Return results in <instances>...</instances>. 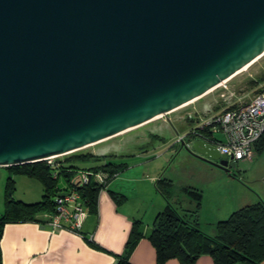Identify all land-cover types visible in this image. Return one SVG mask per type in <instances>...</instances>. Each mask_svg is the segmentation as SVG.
<instances>
[{
    "label": "water",
    "instance_id": "1",
    "mask_svg": "<svg viewBox=\"0 0 264 264\" xmlns=\"http://www.w3.org/2000/svg\"><path fill=\"white\" fill-rule=\"evenodd\" d=\"M263 54L264 0H0V167L141 126Z\"/></svg>",
    "mask_w": 264,
    "mask_h": 264
},
{
    "label": "crops",
    "instance_id": "2",
    "mask_svg": "<svg viewBox=\"0 0 264 264\" xmlns=\"http://www.w3.org/2000/svg\"><path fill=\"white\" fill-rule=\"evenodd\" d=\"M208 168L216 170L215 172H218L216 177L219 178L208 179L207 177L199 179L198 184L182 187V193L186 197V202L182 203L185 204L184 206L178 205V202L173 199L175 195L173 188H169L167 199L160 193L157 189L159 172L156 170V173L152 174L149 163H141L140 172H136L129 178L125 177L128 166H124L114 177H118V180L111 179V183L109 181L107 186L98 193L96 210L89 212L86 208L87 216L81 228L83 236L63 230L52 233L46 224L37 222L5 224L0 240L2 264H115L116 256L124 254L125 245L135 221L141 224V232L144 236L130 252L128 263L158 264L155 250L146 235L153 229L157 215L166 210L169 205L178 209L182 215H186L191 222L196 220L203 233L214 236L218 222L227 219L231 213L243 206L262 199L259 195H257L258 198L247 195V190H244V187L235 179H231L232 193L227 194L225 174L213 165L208 164ZM8 178L14 182L15 200L29 204L42 198L43 187L37 180L13 174L8 167H0V216L4 210L1 192ZM262 178L261 182L264 185V173ZM122 182L127 186L121 185ZM19 186L23 187L20 189H24L22 193L18 192ZM59 187L62 190L58 193L68 191L65 181L64 185ZM172 187H174L173 183ZM185 188L197 190L201 194L196 215L189 213L195 205L183 192ZM207 192L211 194L206 196ZM131 193L137 194V204L131 205L127 202ZM113 194L121 198L115 199ZM40 217L44 218L42 215ZM163 264H180V262L170 259ZM194 264H214V261L210 255L202 254Z\"/></svg>",
    "mask_w": 264,
    "mask_h": 264
},
{
    "label": "trees",
    "instance_id": "3",
    "mask_svg": "<svg viewBox=\"0 0 264 264\" xmlns=\"http://www.w3.org/2000/svg\"><path fill=\"white\" fill-rule=\"evenodd\" d=\"M201 133L206 132L204 129ZM187 138L191 137L187 133ZM256 155L264 152V133L254 147ZM91 154H73L59 163L57 168H51L44 162H34L24 165L8 167L16 175H22L37 180L43 187L41 200L34 203H23L14 200V182L8 178L4 190V211L0 216V240L2 229L7 223L15 222H37L46 224L45 215L54 212V198L62 189L58 186V180L63 178L67 184V190L75 188L80 194L85 208L89 212L96 210L97 196L102 190V185L90 179L86 185L78 186L76 182L78 170L90 172H106L109 174L107 182L118 175L124 166L113 164ZM94 161L101 164L91 167H80L76 165L78 161ZM103 160V161H102ZM56 172V177L53 173ZM165 188L158 187L163 180L160 178L157 189L167 199L169 188L172 187L171 181L164 180ZM64 190V189H63ZM183 192L194 203V209L190 214L196 215L199 208L201 194L194 189L185 188ZM115 199L121 197L113 194ZM44 216V218H41ZM141 224L135 221L132 225L128 241L125 245L124 254L116 256L115 264H129L128 256L135 244L143 237ZM155 250L156 261L163 264L170 259H176L180 264H194L202 254H208L213 259L214 264H262L264 262V201L248 204L234 211L230 216L217 223L216 233L209 236L203 233L196 222L190 221L186 215H182L175 207L169 205L166 210L159 213L156 217L153 229L146 235ZM94 247L96 245L92 244ZM0 264L1 248H0Z\"/></svg>",
    "mask_w": 264,
    "mask_h": 264
},
{
    "label": "rangeland",
    "instance_id": "4",
    "mask_svg": "<svg viewBox=\"0 0 264 264\" xmlns=\"http://www.w3.org/2000/svg\"><path fill=\"white\" fill-rule=\"evenodd\" d=\"M263 89L264 55L251 64L245 71L240 72L217 89L192 103L98 144L59 156L57 159L63 161L73 154H91L104 157L102 159L110 161L113 164L128 166V170L125 172L126 178L132 177L136 172L139 173L141 163H149L152 174H155L156 170H158L157 177L163 180V182L158 184V187L163 190L165 188L164 180H171L175 191L173 199L178 202V205L185 203L186 197L182 193V187L198 184L199 179L216 177L218 172L210 170L208 164L196 157L191 150L182 146L178 141L179 138L184 136L185 139L187 137L185 135H187L190 129H193V127L211 118V116L221 112L223 109L250 102ZM99 164L101 162L90 160L76 162V165L80 167H90ZM222 173L225 174L227 179L225 187L227 194L232 193L230 190L231 179H235L237 183L244 187V190H247V195H251L254 198H258L257 195H259L264 199V185L261 182L264 173V152L259 155L255 154L250 162H234L229 160L227 171L222 170ZM117 180L118 177L112 181ZM58 185L61 187L64 185L63 178L58 180ZM121 185L125 186L126 184L122 182ZM20 188L23 187L19 186L18 192L22 193L24 189ZM4 190L5 187L3 186L1 192L3 200ZM207 191L209 190L207 189ZM209 194L211 192L205 193L206 196ZM127 202L131 205L137 204V194H129ZM182 205L185 206V204Z\"/></svg>",
    "mask_w": 264,
    "mask_h": 264
},
{
    "label": "built area",
    "instance_id": "5",
    "mask_svg": "<svg viewBox=\"0 0 264 264\" xmlns=\"http://www.w3.org/2000/svg\"><path fill=\"white\" fill-rule=\"evenodd\" d=\"M202 129L206 132L201 133ZM188 133L191 134L189 139L185 135V139L182 136L178 140L187 149H191L194 141L201 140L216 148L228 161H252L255 144L264 133V89L250 102L229 106L193 127ZM58 157H48L42 162L51 168H57ZM56 175L57 173L54 172L53 177ZM108 178L109 174L106 172L78 170L75 183L83 186L93 179L104 189L108 184ZM86 216L87 211L81 196L75 188H72L65 192L63 197L54 198V212L46 215V226L52 233L63 230L83 236L81 228Z\"/></svg>",
    "mask_w": 264,
    "mask_h": 264
},
{
    "label": "bare ground",
    "instance_id": "6",
    "mask_svg": "<svg viewBox=\"0 0 264 264\" xmlns=\"http://www.w3.org/2000/svg\"><path fill=\"white\" fill-rule=\"evenodd\" d=\"M263 55H264V54H263ZM263 55H262V56H263ZM262 56H261V57H262ZM258 59H259V58H257L256 60H254L251 64H253L254 62H256ZM251 64H249V65L243 67L241 70H239L237 73H235L232 77H230V78H228L227 80L223 81L221 84L217 85L216 87L210 89L207 93H209V92H211V91L217 89L218 87H220V85H223L224 83H226L227 81H229L230 79H232L233 77H235V76H236L237 74H239L240 72L245 71V70H246ZM207 93H205L204 95H206ZM204 95H203V96H204ZM203 96H202V97H203ZM193 101H195V100H193ZM193 101H191V102H189V103H187V104H184V105H182V106L176 108L175 110L180 109V108H182V107H184V106H186V105L192 103ZM175 110H172V111H175ZM159 117H160V116H157V117L153 118L151 121L156 120V119H158ZM132 129H134V128H131V129H129V130H132ZM129 130H126V131H129ZM126 131H125V132H126ZM98 143H99V142H98ZM92 145H95V144H91V145L85 146V148H86V147H89V146H92Z\"/></svg>",
    "mask_w": 264,
    "mask_h": 264
}]
</instances>
